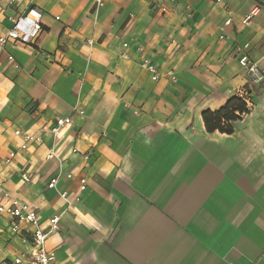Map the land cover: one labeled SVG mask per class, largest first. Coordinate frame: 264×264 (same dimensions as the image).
Listing matches in <instances>:
<instances>
[{"label": "crops", "instance_id": "obj_1", "mask_svg": "<svg viewBox=\"0 0 264 264\" xmlns=\"http://www.w3.org/2000/svg\"><path fill=\"white\" fill-rule=\"evenodd\" d=\"M102 1L0 0V37L30 10L42 25L0 45L4 188L41 229L60 217L55 264H264V82L249 85L235 49L264 73V0ZM235 96L250 114L208 133L203 113ZM27 135L40 141L24 149ZM10 223L0 264L30 249Z\"/></svg>", "mask_w": 264, "mask_h": 264}, {"label": "built area", "instance_id": "obj_2", "mask_svg": "<svg viewBox=\"0 0 264 264\" xmlns=\"http://www.w3.org/2000/svg\"><path fill=\"white\" fill-rule=\"evenodd\" d=\"M91 1H93L97 6H102L103 3L102 0ZM260 11L261 8L256 6L251 11L249 16H247L244 23L259 15ZM9 19L12 23V27L7 31L6 35L0 37V45L2 48H5L9 41L16 40L21 41L24 44H32L42 29L41 14L36 10H30L27 15L10 17ZM229 23L230 21H227V24ZM235 49L240 54L239 66L246 72L249 85L255 86L262 84L264 82V73L260 66L250 59L249 46H237ZM143 66L153 75L154 81L159 80L160 75L155 65L151 64L150 62H146ZM169 75L172 76V72H169ZM247 105L250 107L251 104L247 102ZM70 123V118L59 119L56 123V126L49 129L48 132L55 137L59 136L61 130ZM16 134L20 135L21 133L16 132ZM24 140L25 142L22 146L24 149H26L29 144L40 141L39 138H34L33 136L28 135L24 138ZM14 157L15 154L11 153L8 159L4 161V164L10 165ZM48 158H55V154L51 152ZM0 166H2V164H0ZM68 178H71V176H68ZM28 179L29 178L27 175L23 176L24 181H28ZM59 180L60 176L52 179L48 185V188L53 190L56 189ZM85 188L86 180H82L81 189L85 190ZM61 196L66 198V194H61ZM0 198L3 201H7L9 203L8 207L0 203V215L7 214V216H9L11 219L10 227L12 233L16 236H21L23 243L30 248L27 253L20 255L10 262H3V264H55L56 255L54 252L47 250L46 243L49 237L59 230L60 217H52L49 220L48 229H41V220L36 209L18 199L13 198L10 195V193L4 188L3 182L1 180V173ZM24 226H26V229ZM27 235H29L30 238H27Z\"/></svg>", "mask_w": 264, "mask_h": 264}, {"label": "trees", "instance_id": "obj_3", "mask_svg": "<svg viewBox=\"0 0 264 264\" xmlns=\"http://www.w3.org/2000/svg\"><path fill=\"white\" fill-rule=\"evenodd\" d=\"M250 114V107L239 97H233L227 104L216 112L206 111L203 113L205 129L208 133L219 132L231 135L234 133L233 124L242 121Z\"/></svg>", "mask_w": 264, "mask_h": 264}]
</instances>
